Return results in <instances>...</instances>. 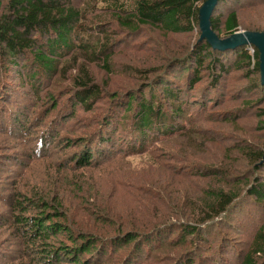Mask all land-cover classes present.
<instances>
[{
	"label": "rangeland",
	"instance_id": "374dc122",
	"mask_svg": "<svg viewBox=\"0 0 264 264\" xmlns=\"http://www.w3.org/2000/svg\"><path fill=\"white\" fill-rule=\"evenodd\" d=\"M252 1L257 6L239 10L240 23L264 21V0H240L237 7L247 8ZM73 3L82 13L81 26L90 38L87 43L92 50L99 51L96 46L103 43L101 34L108 36L109 42L117 40L118 45L112 42L116 48L108 68L92 52L86 54L77 45V50L58 61L56 72L46 83L42 84L38 76L30 80L19 69L8 81L0 83V103L7 102L24 130L27 128L23 138L18 137L17 129L6 118H0V219L10 215L7 203L14 195L20 192L31 196L44 190L49 201H63L68 214L77 222L75 225L83 230L89 224L112 234L122 224L130 228L128 222L140 228L149 217L152 218L148 222L163 220L173 227L142 244L139 254L143 250L144 254L133 260L134 244H111L106 256L91 264H241L263 225V206L245 200L227 225L216 222L213 230L207 236L199 235L200 238L186 236L185 225L198 217L212 192L239 189L244 191L242 198H246L245 184L264 183V167H254L244 153L264 148V88L260 75L253 67L238 64L235 54L224 56V65L229 64L225 72H212L209 63L213 57H208L199 70L201 81L190 90L186 82L195 70L194 58L183 64L175 61H183L194 53L199 29L188 35H173L142 27L131 34L119 25L112 11H105L106 4L98 0ZM223 11L219 8L214 16ZM240 32L245 30L240 28ZM218 34L221 40L228 38L222 30ZM166 66L167 70H163ZM80 68L99 89L97 98L90 109L78 107L72 112L69 108L72 119L56 128L57 137L48 153L54 154V159L45 160L44 154L35 155L43 145L42 127L54 120L63 106L68 107ZM163 87L170 91L182 89L193 104L201 103L188 108L182 116L181 134L158 141L150 149L153 158L159 157V164H131L115 156L110 165L96 166L85 175L80 172L75 176L67 166L65 173L53 171L52 167L57 165L54 163L64 164L70 158L73 149L68 143L96 134L98 123L109 119L111 130H120V120L112 116L127 108L131 95L154 98L163 107ZM211 90L215 93L200 95ZM51 99H56V109L45 103ZM46 110L47 119L43 122ZM172 111L168 109L169 114ZM131 124L126 123L127 127ZM28 130L32 134L30 139ZM56 147L61 149L56 151ZM180 226L184 228L178 230ZM3 229L0 227V264H10L12 257L19 256L20 248L12 243L7 228ZM67 239L61 234L50 244L62 253V247L71 246ZM60 263L72 264L65 258ZM256 264H264V256L256 259Z\"/></svg>",
	"mask_w": 264,
	"mask_h": 264
},
{
	"label": "trees",
	"instance_id": "16d2710c",
	"mask_svg": "<svg viewBox=\"0 0 264 264\" xmlns=\"http://www.w3.org/2000/svg\"><path fill=\"white\" fill-rule=\"evenodd\" d=\"M208 1L128 0L127 3H122L118 0H98L107 5L105 11H112L119 25L128 33L134 34L142 27H154L165 34L173 35H188L195 29L200 30L201 11ZM73 2L74 0H0V83L8 81L16 69H19L20 73L25 72V76L30 80L38 76L42 84L46 83V80L56 72L58 61L77 50V45L84 49L86 54L92 52V55L102 60L108 68L107 64L113 58V50L118 45L117 40L113 39L109 42L111 39L101 34L103 43L96 46L99 51L92 50L90 43H87L90 38L81 26L82 13ZM240 4V0L219 1L210 21L212 31L219 39L220 30L228 38L238 33L240 28L245 32L264 33V21L259 23H240L239 21V10L254 8L257 6L256 3L252 1L248 3L247 8H238ZM219 8L225 13L215 17ZM228 54H235L238 64L253 67L254 71L260 75L261 81L260 55L254 47L245 46L218 51L214 50L207 41L200 42L199 38L194 53L182 58L183 61L177 60L175 63H189L194 58L195 70L189 73L186 82L188 89L191 90L201 81L199 70L208 57H213L209 63L212 72L215 70L225 72L229 64L224 65V56ZM167 68L168 66L163 70ZM83 70L80 68V77L74 79L77 84L74 86V93L69 95L68 107L63 106L56 118L42 127L43 137L40 141L43 145L38 148L39 151L35 155L44 154L45 160L54 159V154L48 155V153L57 137L55 136L56 128L64 122H69L67 119H72L69 108L72 112L78 107L90 109L91 103L97 98L99 89L93 81L88 80L86 75L88 73L84 71L86 73L84 74ZM162 90L163 107H159V103L154 98L147 100L144 95H131L127 108L112 116L120 120L117 122L121 127L120 130H111L112 122H108L109 119L98 123L99 128L96 134L68 143V146L73 149V152L70 151V158L64 164L54 163L57 165L52 167L53 171L65 173L64 169H67V166L71 174L81 172L85 175L96 166L110 165L115 156H121V161L131 164L138 161L143 164H159V157L153 158L150 149L157 146L158 141L175 138L176 135L181 134L180 124L184 120L182 116L188 108L197 107L201 103L193 104L187 97L186 91L182 89L170 91L163 87ZM211 91L200 93V95L208 96L215 93ZM55 101L56 99H51L45 103L52 104L51 106L56 109ZM6 103H0V118H6L7 122L17 129L16 135L23 138L22 134L27 131V128L24 130L25 127L18 120V116L12 114L13 110ZM175 105L179 107L174 108ZM168 109L173 110L172 114L168 113ZM43 117V122H46L47 110ZM129 122L132 124L127 127L126 123ZM27 136L31 138L30 130ZM55 149L58 151L61 148ZM244 153L254 167L258 169L264 167V148L260 151ZM18 180L24 183L20 177ZM78 181H80L79 178ZM243 190H246V198H242L244 191L239 189L237 191L219 189L212 192L213 194L203 202L202 211L197 214L198 217L185 225L186 236L199 238V235L207 236L219 221L222 225H227L245 200H253L264 207V183L259 181L252 186L245 184ZM44 193L46 192L42 190L29 196L19 192L8 203L6 202L10 215L0 219V227L7 228L9 238L13 239L12 243L20 248L19 256L12 257L10 264H61L62 258L72 264H91L105 257L111 244L116 247L134 244L133 260L144 254V250L139 254L142 244L172 227L167 226L166 222L163 223V220L154 219L148 222L152 218L149 217L140 228L135 227L133 222H128L127 225L130 228L126 229L124 228L126 225L122 224L112 234L108 231L104 232L99 226L89 224L87 229L83 230L80 225H75L77 222L68 214L69 210L65 208L60 198L52 202ZM179 215L183 214L179 213ZM71 221L74 222L73 225ZM180 227L178 230L184 228V226ZM61 234L68 238L67 241L71 243V246L62 247V253H59V250L50 243L51 239ZM62 254H65L64 257ZM262 256H264V222L251 245L250 253L242 259L241 264H256V259ZM84 257L87 258L86 262L83 261Z\"/></svg>",
	"mask_w": 264,
	"mask_h": 264
},
{
	"label": "water",
	"instance_id": "95a60500",
	"mask_svg": "<svg viewBox=\"0 0 264 264\" xmlns=\"http://www.w3.org/2000/svg\"><path fill=\"white\" fill-rule=\"evenodd\" d=\"M220 0H209L201 11L200 42L207 41L214 50L227 51L239 47H254L260 55L261 84L264 87V33L240 32L221 40L212 31L210 21Z\"/></svg>",
	"mask_w": 264,
	"mask_h": 264
},
{
	"label": "bare ground",
	"instance_id": "6f19581e",
	"mask_svg": "<svg viewBox=\"0 0 264 264\" xmlns=\"http://www.w3.org/2000/svg\"><path fill=\"white\" fill-rule=\"evenodd\" d=\"M47 149V148H46Z\"/></svg>",
	"mask_w": 264,
	"mask_h": 264
},
{
	"label": "built area",
	"instance_id": "2783aa9c",
	"mask_svg": "<svg viewBox=\"0 0 264 264\" xmlns=\"http://www.w3.org/2000/svg\"><path fill=\"white\" fill-rule=\"evenodd\" d=\"M253 52V51H252Z\"/></svg>",
	"mask_w": 264,
	"mask_h": 264
}]
</instances>
